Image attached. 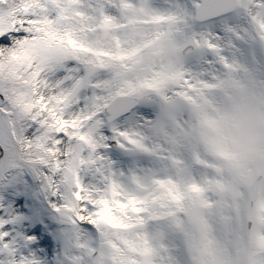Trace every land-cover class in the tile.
I'll return each instance as SVG.
<instances>
[{
  "label": "snow or ice",
  "instance_id": "obj_1",
  "mask_svg": "<svg viewBox=\"0 0 264 264\" xmlns=\"http://www.w3.org/2000/svg\"><path fill=\"white\" fill-rule=\"evenodd\" d=\"M264 88V0H0V264H264V169L151 125Z\"/></svg>",
  "mask_w": 264,
  "mask_h": 264
},
{
  "label": "clouds",
  "instance_id": "obj_2",
  "mask_svg": "<svg viewBox=\"0 0 264 264\" xmlns=\"http://www.w3.org/2000/svg\"><path fill=\"white\" fill-rule=\"evenodd\" d=\"M216 144L244 170L264 169V104L240 107L223 118Z\"/></svg>",
  "mask_w": 264,
  "mask_h": 264
}]
</instances>
